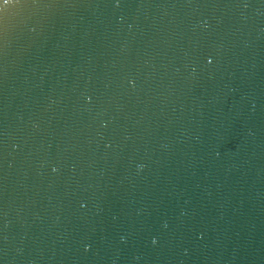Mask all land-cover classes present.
Masks as SVG:
<instances>
[{
    "label": "water",
    "instance_id": "95a60500",
    "mask_svg": "<svg viewBox=\"0 0 264 264\" xmlns=\"http://www.w3.org/2000/svg\"><path fill=\"white\" fill-rule=\"evenodd\" d=\"M0 264H264V0H0Z\"/></svg>",
    "mask_w": 264,
    "mask_h": 264
}]
</instances>
